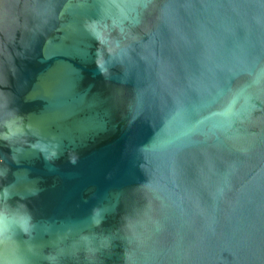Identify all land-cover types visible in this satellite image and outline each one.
<instances>
[{"label":"water","instance_id":"95a60500","mask_svg":"<svg viewBox=\"0 0 264 264\" xmlns=\"http://www.w3.org/2000/svg\"><path fill=\"white\" fill-rule=\"evenodd\" d=\"M0 219L24 264H264V0H0Z\"/></svg>","mask_w":264,"mask_h":264},{"label":"clouds","instance_id":"9594fccd","mask_svg":"<svg viewBox=\"0 0 264 264\" xmlns=\"http://www.w3.org/2000/svg\"><path fill=\"white\" fill-rule=\"evenodd\" d=\"M101 216V209H94L93 217ZM30 216L16 218L12 223L19 225L25 234H30ZM101 219L97 221V225ZM0 264H24L20 255V244L14 239V233L10 231L6 219H0Z\"/></svg>","mask_w":264,"mask_h":264}]
</instances>
